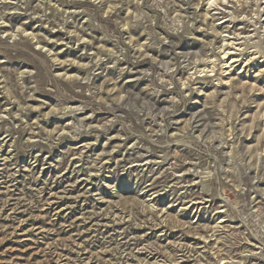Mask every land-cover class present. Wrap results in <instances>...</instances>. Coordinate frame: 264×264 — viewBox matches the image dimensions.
Here are the masks:
<instances>
[{
	"label": "rangeland",
	"instance_id": "rangeland-1",
	"mask_svg": "<svg viewBox=\"0 0 264 264\" xmlns=\"http://www.w3.org/2000/svg\"><path fill=\"white\" fill-rule=\"evenodd\" d=\"M211 1L0 0V264H264V0Z\"/></svg>",
	"mask_w": 264,
	"mask_h": 264
},
{
	"label": "bare ground",
	"instance_id": "bare-ground-1",
	"mask_svg": "<svg viewBox=\"0 0 264 264\" xmlns=\"http://www.w3.org/2000/svg\"><path fill=\"white\" fill-rule=\"evenodd\" d=\"M214 5H216V3L214 2V0H212L207 7L214 6ZM260 5H261L260 0H257V2L255 3V7H256L257 12H258V17L257 18L259 20V23H258L259 27L261 26V21H263V20H260V18L262 17V14H263V11L261 10ZM221 41H222V45H221V54H222L221 62H222V67H223L224 71H226V69H229L231 67V65L234 62L239 61V59L234 58V56L237 55L236 52L230 51L228 49V46H229L230 43L228 42V37L226 35H222V40ZM252 49H253L252 52L254 54L261 53V51L259 50V47L257 46V44H253ZM211 63H214V61H211ZM229 152H232V151H229ZM30 158H31L30 161H31L32 165H40V166H43L45 169H47L46 167L50 168L53 165L52 164L53 161H51V159L49 157H44L43 159H41L38 154H35V155H32ZM144 162L145 163H144L143 166H148L149 164H151L152 161H150L149 158H145ZM99 166H100V169L101 168L103 169V162L100 163ZM100 169H98L97 171L95 170V171L98 172V171H100ZM91 178H92V175L89 176V179H91ZM177 180H181V182H182V177H180L179 179L176 178V181ZM202 202H203V199H202V201L201 200H189V202L186 204L185 209H189V210L193 209L195 211H198L199 209L202 208ZM225 208L226 207L224 206L223 207V212H225Z\"/></svg>",
	"mask_w": 264,
	"mask_h": 264
}]
</instances>
